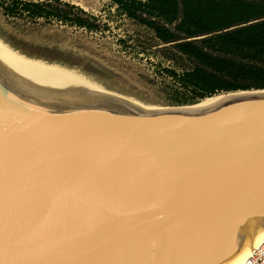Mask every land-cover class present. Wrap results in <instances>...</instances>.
Here are the masks:
<instances>
[{
	"label": "water",
	"instance_id": "1",
	"mask_svg": "<svg viewBox=\"0 0 264 264\" xmlns=\"http://www.w3.org/2000/svg\"><path fill=\"white\" fill-rule=\"evenodd\" d=\"M263 230L264 94L152 110L0 66V264H226Z\"/></svg>",
	"mask_w": 264,
	"mask_h": 264
},
{
	"label": "trees",
	"instance_id": "2",
	"mask_svg": "<svg viewBox=\"0 0 264 264\" xmlns=\"http://www.w3.org/2000/svg\"><path fill=\"white\" fill-rule=\"evenodd\" d=\"M136 24L121 39L140 46L164 80L169 103L194 105L264 90V0H110ZM7 19L99 30L95 18L61 0H0Z\"/></svg>",
	"mask_w": 264,
	"mask_h": 264
},
{
	"label": "rangeland",
	"instance_id": "3",
	"mask_svg": "<svg viewBox=\"0 0 264 264\" xmlns=\"http://www.w3.org/2000/svg\"><path fill=\"white\" fill-rule=\"evenodd\" d=\"M61 1L95 18L99 30L90 32L55 22L32 24L7 19L0 13V40L27 58L73 69L104 90L152 110L192 106L169 103L155 57L144 56L136 43H120L134 34L136 24L120 15L110 0ZM224 94L229 93L219 95Z\"/></svg>",
	"mask_w": 264,
	"mask_h": 264
},
{
	"label": "bare ground",
	"instance_id": "4",
	"mask_svg": "<svg viewBox=\"0 0 264 264\" xmlns=\"http://www.w3.org/2000/svg\"><path fill=\"white\" fill-rule=\"evenodd\" d=\"M0 66L13 78L28 88L45 95L59 97L104 95L126 101L139 108L151 109L133 99L104 90L73 69L27 58L10 48L1 40ZM260 94H264V90L218 95L206 98L195 105L182 107L180 109L205 110L220 100ZM263 240L264 230L256 233L254 237H250L226 264H243L244 260L253 249L257 248Z\"/></svg>",
	"mask_w": 264,
	"mask_h": 264
},
{
	"label": "built area",
	"instance_id": "5",
	"mask_svg": "<svg viewBox=\"0 0 264 264\" xmlns=\"http://www.w3.org/2000/svg\"><path fill=\"white\" fill-rule=\"evenodd\" d=\"M243 264H264V240L249 254Z\"/></svg>",
	"mask_w": 264,
	"mask_h": 264
}]
</instances>
